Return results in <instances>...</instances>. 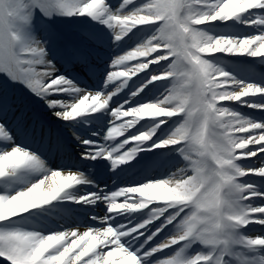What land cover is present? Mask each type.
I'll return each mask as SVG.
<instances>
[{"label":"clouds","instance_id":"1","mask_svg":"<svg viewBox=\"0 0 264 264\" xmlns=\"http://www.w3.org/2000/svg\"><path fill=\"white\" fill-rule=\"evenodd\" d=\"M102 2L92 0L87 7L93 10ZM202 25V21L188 16V9L182 8L174 21L161 19L141 43L125 53L132 59L143 52L146 59L145 63L133 66V75L135 69L153 63L159 65V71L149 80V83L160 82L158 91L127 113H115L108 140L124 136L140 121H147V126L117 147L111 150L105 147L99 155L113 158L115 154V159L122 164L133 160L150 144L163 150L155 155L171 156L170 164L155 178L134 189L120 188L116 195L123 197L121 204L117 205L115 198L109 197L108 205H115L109 207V211L147 209L137 227L162 219L161 228L169 229L162 244L182 241L186 245L184 249L198 244L200 258L206 259L217 251L216 246L222 244L225 233L239 237L242 226L248 222L250 205L244 195L248 189L240 180L244 167L239 163L238 153L250 143L245 134L257 125L224 103L239 101L248 85L241 87L228 71L209 59L213 51L230 49L232 43L219 37L223 47L217 48L218 37L203 30ZM236 43L238 45L239 41ZM230 81H235L236 87H226ZM63 83L79 92L63 113L64 119L72 121L98 109V93L81 92L63 77L54 80L49 87ZM140 91L141 88H137L133 96ZM122 115L131 119L121 121ZM129 139L134 143L121 152ZM61 180L68 189L90 182L82 172L49 171L25 192L30 206L35 209L53 201L51 194L61 187ZM83 199L85 203L96 202L89 196ZM100 235L103 239L106 233ZM196 255L183 254L181 264H193Z\"/></svg>","mask_w":264,"mask_h":264},{"label":"snow or ice","instance_id":"2","mask_svg":"<svg viewBox=\"0 0 264 264\" xmlns=\"http://www.w3.org/2000/svg\"><path fill=\"white\" fill-rule=\"evenodd\" d=\"M132 2L133 0H122L120 8L123 9ZM91 4L92 0H85L82 6L63 4L61 8L69 16L79 15L94 18H99L101 11H107L108 9L107 0H103L99 7L89 10L87 5ZM182 8L188 9V16L202 21L205 25L218 20L228 21L248 13L250 10H264V0H145L142 5L130 11L110 13L103 22L110 27H114L116 30L115 38L121 40L131 29L137 26L146 25L152 28L160 23L161 19L174 21ZM35 10L36 6L33 5L32 11ZM28 12L29 0H0V72L6 77L0 79V137L5 139L12 138L9 129L10 121H15V123L22 126L28 114V109L21 97L14 94L15 91L20 90L21 84L43 98L51 92L61 91L69 87L68 83L49 87L54 80L63 77L65 81H71L67 76L56 75L59 69L52 64V60L56 57H48V50L45 48L44 43H37L20 51L16 50L18 37L14 29L27 20ZM253 23L264 25V16L256 17ZM223 38L225 41L232 43V48L225 51H213V54L225 52L264 57V34L243 39ZM237 41H239L238 45ZM222 47L223 43L219 42L218 37L217 48ZM72 56V53L67 54L69 59ZM46 57L47 59H45ZM147 59H152V57ZM130 62H135L134 65L145 63L146 59L143 52L139 57L132 59L126 54L115 58L112 65L115 70L109 73L108 81L111 82L121 78L127 80L134 76V65L127 66ZM122 65L125 67L120 68ZM151 65L154 66L151 73H157L159 65L156 63ZM148 67L135 69V75L148 69ZM239 84L241 87L248 85L239 101L248 96L264 95V87L240 81ZM226 87H236V82L230 81ZM147 91L148 89L145 88L138 94L143 96ZM112 95H115V93L111 95L98 93L96 100L99 102V107L96 111L106 108L112 100ZM48 103L50 107L55 106L54 100H49ZM252 107L264 109V104H255ZM130 108L132 107L124 108L121 105L113 109L112 115L115 117L117 111L127 113ZM65 111L56 114L64 119L63 113ZM125 119H131V117L122 115L120 118L121 121ZM255 123L257 127L250 128L246 133L249 134L247 136L250 143L239 151L240 160L264 153V123ZM129 142L133 141L129 139ZM83 143L90 142L84 141ZM252 145L259 146L257 151H245L250 149ZM102 151L103 149L97 151L95 156H100L99 153ZM104 157L113 160L114 166L120 164L114 158ZM25 165L42 167L43 163L34 153L20 146H15L10 151L0 154V177H4L10 169H18ZM246 176L264 177V166L244 168V174L240 177V180L242 181V178ZM243 183L248 189L244 194L246 202L254 199L264 200V191H260L257 185ZM60 185L61 187L54 189L51 194L50 198L53 200L62 190L68 189V185L63 180L60 181ZM129 188L134 189L135 186ZM27 190H21L14 195H0V208L4 210V216L0 218V259L4 261V264H142L141 257L126 246L128 241L134 237L145 235L147 240H152L157 233L163 235L168 234L169 231L167 227L161 228L162 219H157L143 227H137L138 223L134 227L124 228L121 226L120 229L109 225L107 227L89 228L87 231L77 229L47 236L38 232L11 227L10 221L13 218L34 209L30 206V200L25 195ZM118 192L119 190L103 197V199L108 201L109 197H114L116 204L119 205L122 203L123 197L116 195ZM89 197L98 200L97 197L99 196L93 193ZM109 207H115V205H108L107 211L119 214L115 211H109ZM249 224L264 225V204L250 205L248 222L241 229L246 228ZM100 233H106L103 239H101ZM126 237L127 240H125ZM136 243L139 244L141 241L136 240ZM178 244L183 245V242L170 241L165 245L160 241L156 247L151 248V251L146 252L145 255L150 256L152 253ZM184 247L186 245H183L175 255L160 261V264H181ZM216 247L217 251L206 259H201L200 254L197 252L193 264H264V235L249 236L242 234L240 231L239 237H236L225 233L222 244Z\"/></svg>","mask_w":264,"mask_h":264},{"label":"bare ground","instance_id":"3","mask_svg":"<svg viewBox=\"0 0 264 264\" xmlns=\"http://www.w3.org/2000/svg\"><path fill=\"white\" fill-rule=\"evenodd\" d=\"M84 2L85 0H72L75 6H79ZM134 2L135 0L125 8H119L118 11L127 12L132 10ZM109 14V7L107 11H101L99 14L100 25L106 33L113 31V27L103 22ZM254 14L255 11L250 10L241 16L224 21V23L230 24L231 27L223 30L220 37L243 39L264 34V25H256L253 23V20L256 18L253 16ZM142 26L131 29L121 40L115 38L113 41L111 35H106L104 38L87 36L82 41L83 47H80L82 49L77 51V57L72 56L71 59L67 58L66 61L61 57L62 54L59 56L54 53V56L48 52V57H56L52 60V64L59 69L56 75L67 76L81 92L103 93L105 95L115 93V95H112V100L106 108L99 111L86 112L72 121L62 119L56 113L68 110L72 98L79 95V92L71 88H67L66 91L64 88L61 91L51 92L48 96L41 98L39 104L33 103L31 109L25 104L28 109V114L23 125L21 126L15 123V121H10L9 129L12 133V138L5 139L0 137V154L10 151L15 146H20L34 153L43 163L42 167L25 165L18 169H10L4 177H0L2 189L9 191L10 195H14L21 190H27L30 186L43 179L49 171L71 170L82 172L90 181L89 183L74 185L66 189L60 196L48 204L30 209L27 213L17 216L30 223L32 219L39 218L41 225L47 231V235L77 229L85 230L95 227H107L109 225L117 229H120L121 226L124 228L134 227L138 221V209L134 211H122L119 214L109 212L105 214L108 209V203L103 197L111 195V193H114L122 187L137 186L138 181L144 182L148 179L155 178V176L161 174L169 165L166 164L158 172L152 170L145 173L143 171L145 170L143 166L150 162L149 156L153 153L163 151L162 149L149 147L150 144L146 145L133 160L115 166L113 165V160L107 159L104 156H95V153L100 149L107 147L111 150V148L117 147L119 143L128 139L131 135L137 134L147 126V121H140L133 128L129 129L124 136L118 137L115 140L107 139L108 130L113 126V121L115 120V117L110 112L114 101L126 93L127 89L131 85H134L136 81L139 82L137 88H141V90L147 88L149 92H151L149 89L152 85L157 82L152 81L149 83L150 78L147 80L146 75H144L146 72H151V69L154 67L151 64L148 69L131 76L127 80L121 78L109 82L107 79L109 73L115 69L112 67L114 60L110 62L108 60L110 54L105 53H108L110 49L121 52L125 48L124 41L132 38ZM37 38L35 35L29 34L21 40L22 47L25 48L37 43H43ZM78 53L83 54V58H80ZM216 54L223 58L228 57L234 59L238 69L235 72H228L235 80L264 87V57H252L248 54L225 52ZM99 56H101V59H99ZM134 63L130 62L127 66L131 67ZM69 66L79 67L80 69L75 70H78L81 74L77 72V76H75L77 78L65 74L64 71ZM91 66L95 71H92ZM123 67L125 66H120V68ZM99 78L101 79V83H96L95 80ZM151 96L153 97L154 94ZM148 97L150 96L137 94L136 98L131 101V105L142 103ZM49 100L55 101L54 107L49 106ZM224 103L229 107L235 105L242 108L245 113H264V109L252 107L255 104H264V95L248 96L241 101H227ZM258 123H264V119ZM81 141H89L90 143H82ZM132 143L134 142H129L120 151H126L132 146ZM258 147L252 145L250 149L245 151H257ZM70 149L71 153L77 156L73 158L76 161L69 159V157L72 158L69 154ZM113 158L115 159V154ZM239 163L244 168L264 166V153H261L259 156L242 159ZM128 172L131 174L136 173V175L134 174L135 176L131 177L128 175ZM242 181L257 185L260 191H264V177L246 176L242 178ZM93 193L101 197V199L96 200L94 204L85 203L83 198ZM246 203L252 206H258L264 204V200L254 199ZM81 216H84L87 220L73 219V217ZM241 233L249 236L264 235V225L249 224L246 228L241 229ZM167 235L157 233L152 240H147L145 238L146 235L137 236L128 241L126 246L130 247L131 250L141 257L142 264H145V262L146 264H160V261L163 259L175 255L179 250L180 244L164 248L152 253L150 256L145 255V253L151 251V248L156 247ZM125 240H127V237ZM136 240H140L141 243L137 244ZM183 254H186V251L183 250Z\"/></svg>","mask_w":264,"mask_h":264},{"label":"rangeland","instance_id":"4","mask_svg":"<svg viewBox=\"0 0 264 264\" xmlns=\"http://www.w3.org/2000/svg\"><path fill=\"white\" fill-rule=\"evenodd\" d=\"M59 0H29V12H28V18L25 22L19 24L14 31L16 32V35L18 37L16 41V50L20 51L23 49L21 45V40L24 39L26 36L29 34L35 35V37H38L37 39L39 41H42L45 44V48L48 50L49 53H52L54 56L56 53L57 55L63 58V60L66 61L67 59V54L72 53L74 57H77V51L79 49H82L80 47H83V39L87 36H96V37H102L104 38L106 35L110 36L111 39L114 41L115 39V29L113 27V31L111 33H106L101 25H100V18H94L90 16H79V15H66L65 13L63 14L65 17H71L69 20L70 25L74 27V32L76 37H78L77 40H74L68 32V29L65 24H60L62 25V28H58L56 26L50 25L49 24V18L46 17L47 19H44L40 17V15H44L51 13L50 8H52L53 4L57 3L58 5L61 4V2H58ZM63 4H68V5H73L72 0H61ZM53 2V3H52ZM145 2V0H135L134 6L132 9L135 7H139ZM122 3V0H107V5L110 8V13L117 12L120 8V5ZM33 5L36 6V10L33 12L32 7ZM80 4L79 6H82ZM63 10V9H62ZM255 14L253 15L254 17H259V16H264V10H254ZM203 30L208 31L210 34L220 37L222 35L223 30H225L228 27H231L230 24L224 23V21H216L212 22L209 24H205L200 26ZM151 27L143 25L140 30H138L135 34V36L131 39H127L124 41L123 44H125L126 48H124L121 52H116L114 50H109L108 53L105 54H110L108 60L111 62L113 61L117 56L125 54L127 51L132 50L136 45L142 42V39H145L146 36L150 33ZM78 56L80 58H83V54L78 53ZM69 59V58H68ZM214 63H217L220 67L225 68L226 70L231 72H235L238 69L237 64H232L231 61L228 60L227 58H223L220 55H217L216 53L213 54L211 57H209ZM102 62V61H100ZM74 69H80L79 67H74V66H69L65 69V74L72 75L71 77L77 78V72L81 74L78 70L74 71ZM146 73H148L146 75ZM144 75H146L147 80L151 77L152 73L151 72H146ZM1 74V72H0ZM0 79H3L0 77ZM143 80V79H142ZM159 81L154 83L152 87L149 89L151 92L147 91L144 95L150 96L146 100L151 99V95L156 94L158 91V85ZM139 85V82L136 81L134 85L129 87L127 89L126 93L123 94L122 96L118 97L114 107L111 109V113L113 112V109L116 107H120L123 105L124 108L127 107H134L131 106V101L136 98V96H133V93L136 92V88ZM15 95H18L21 97L24 105L26 104L29 109L33 107V103L39 104L41 101V96L33 93L31 90H29L27 87H25L23 84L20 86V90L14 92ZM31 94V95H30ZM145 100V101H146ZM127 101V103H125ZM233 110L239 112L242 116L251 119L255 122H259L260 119L256 118L255 116H251L248 113H245L242 108H239L235 105H232L231 107ZM43 110V109H41ZM73 152V151H72ZM69 154L71 155L72 158L71 160H74L73 158L77 157L73 153H71V149ZM173 159L171 156H164V157H159V159L156 161L157 168L160 169V165L166 160V159ZM3 194H9V191L3 190L2 189V183H0V195ZM10 195V194H9ZM4 216V210L0 208V218H3ZM84 217V216H83ZM80 217L83 220L86 218ZM76 219L77 218H74ZM87 220V219H86ZM44 223V222H43ZM11 227L14 228H19L23 230H28V231H34L38 232L42 235L47 236V231L46 229L41 225L40 219H32L31 223L28 221H25V219H22L21 217H15L10 221ZM183 247V245L180 246V249ZM201 251V247L198 244L192 245L190 248H188V251L186 254H196L197 252ZM0 264H4V262L0 261Z\"/></svg>","mask_w":264,"mask_h":264}]
</instances>
